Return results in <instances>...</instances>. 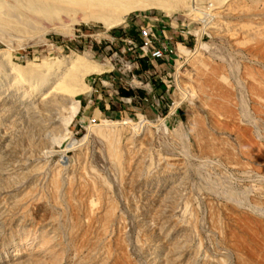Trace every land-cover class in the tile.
Listing matches in <instances>:
<instances>
[{"label":"rangeland","instance_id":"rangeland-1","mask_svg":"<svg viewBox=\"0 0 264 264\" xmlns=\"http://www.w3.org/2000/svg\"><path fill=\"white\" fill-rule=\"evenodd\" d=\"M6 1L0 19L16 28L0 25V207L16 221L0 256L18 249L34 255L21 264H78V251L81 264H264V0L168 1L110 28L82 14L77 24L65 14L48 20ZM144 33L155 46L172 42L176 55L151 58ZM86 54L109 68L86 76L91 89L77 96L78 112L69 105L34 130L5 104L36 92L37 79L25 74ZM103 120L119 124L121 165L95 127ZM92 201L102 214L89 228Z\"/></svg>","mask_w":264,"mask_h":264},{"label":"bare ground","instance_id":"bare-ground-1","mask_svg":"<svg viewBox=\"0 0 264 264\" xmlns=\"http://www.w3.org/2000/svg\"><path fill=\"white\" fill-rule=\"evenodd\" d=\"M168 1H173V4H171L173 5L172 7H176L181 3L188 2V0H15L14 3L15 6L23 5L31 12V14L37 17L48 18V20H52V18L54 17L58 18L61 15L63 16V14H65L73 19L74 24H77L79 23V21L76 19V17L79 14H82L83 21L88 23L100 22L104 24L105 27L110 28L114 25L124 23L126 20V18H124V15L134 11L135 9H167V6H170L169 3H167ZM6 6L7 1L0 0V9L3 7L5 9ZM2 21L3 20L0 19V25H2ZM3 22V26L5 27L4 31H6V29L11 30L16 28L15 26H13L12 21L5 20ZM29 23L31 22L29 21ZM91 59L92 58L88 54H86L82 57H76L74 58V60H70L65 64L58 63L52 67L46 65V70L44 69L43 71H41V73L38 74L35 73L33 75L32 73L30 74V72L25 74L26 79H37L36 81L38 82L35 85L36 92L31 97H27L26 95L5 96L3 98L5 104L9 103L12 105H17L18 109H20V113L22 116L21 119H24L25 123H23L29 125V127L34 130L44 129V127H46V121L49 119L50 114H53L55 116V113H59V110L66 108L69 105H73L74 113L78 112L81 102L77 99V96L79 94L81 95L82 93H86L89 89H91L85 81L86 76L94 72L102 73L109 68L108 63L106 64L108 66H100L97 63H93ZM21 80L22 81L19 82L21 84L28 83L27 80H24L22 78ZM72 119L71 121H73ZM125 124L126 123H122L121 125L124 126ZM116 125L119 124L112 121L103 120L100 124L95 125V127L97 130L101 131L100 134L102 135V137L106 138L104 140L108 142V150L111 154V157L118 163V165H121L123 153L120 150L121 147L119 148L118 145L119 141L121 142V140L119 139V133L117 131H113L114 128H117ZM23 127L25 128V125H23ZM52 186L53 189L58 192L61 188L60 180L57 179L53 181ZM19 204L20 203H17L14 206L15 210L18 209ZM39 208L40 207H38V209ZM12 214H15L12 210H8L3 206L0 207V239L7 235L8 229L11 228L16 221L14 220V215ZM101 214L102 211L98 207V201H92L85 217L86 224L89 228H91L94 223L96 224L98 220H101ZM114 214L115 212L111 208L107 210V213H105V218H103V222L101 224L102 234L107 235L109 233V226L115 220ZM81 254L82 253H80L79 251L78 253H76L74 262L78 264L82 263L83 256ZM33 256L34 255H32V252H25V254H20V251L18 249H13L12 251L9 250V252H7L3 257L0 256V264H21L23 262V259ZM106 259L107 257H103L101 262L106 261L105 263H108L107 261L109 260Z\"/></svg>","mask_w":264,"mask_h":264},{"label":"built area","instance_id":"built-area-1","mask_svg":"<svg viewBox=\"0 0 264 264\" xmlns=\"http://www.w3.org/2000/svg\"><path fill=\"white\" fill-rule=\"evenodd\" d=\"M152 36L153 37H151L148 33H144L145 45L143 49L147 50H145L146 53H150L151 58L157 61H161L164 60L167 56L172 58L176 55L177 49L172 42L166 41L161 43L160 46H155V41L157 40V37L155 35Z\"/></svg>","mask_w":264,"mask_h":264},{"label":"trees","instance_id":"trees-1","mask_svg":"<svg viewBox=\"0 0 264 264\" xmlns=\"http://www.w3.org/2000/svg\"><path fill=\"white\" fill-rule=\"evenodd\" d=\"M142 62H143V60H142ZM143 66V65H142ZM144 67V66H143ZM130 95H132V92H130V91H125V90H122L121 92H120V96H122V97H127V96H130Z\"/></svg>","mask_w":264,"mask_h":264}]
</instances>
